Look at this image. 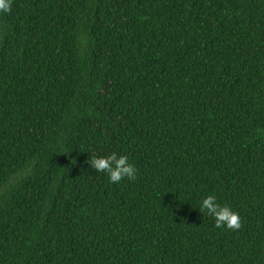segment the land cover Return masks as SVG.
Segmentation results:
<instances>
[{
	"label": "trees",
	"instance_id": "trees-1",
	"mask_svg": "<svg viewBox=\"0 0 264 264\" xmlns=\"http://www.w3.org/2000/svg\"><path fill=\"white\" fill-rule=\"evenodd\" d=\"M0 264H264V0H12Z\"/></svg>",
	"mask_w": 264,
	"mask_h": 264
},
{
	"label": "clouds",
	"instance_id": "clouds-1",
	"mask_svg": "<svg viewBox=\"0 0 264 264\" xmlns=\"http://www.w3.org/2000/svg\"><path fill=\"white\" fill-rule=\"evenodd\" d=\"M12 0H0V13L10 12ZM96 172L106 173L110 183H118L122 179L135 180L137 178V169L128 161L125 155L111 153L107 156H91L86 161ZM200 212H206L215 220V227L238 230L241 228V219L238 213L234 212L227 205L217 203L215 196L208 195L202 199Z\"/></svg>",
	"mask_w": 264,
	"mask_h": 264
}]
</instances>
